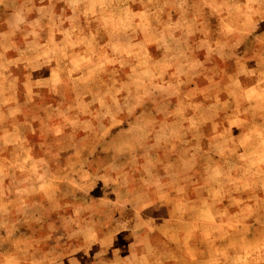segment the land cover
<instances>
[{"label": "rangeland", "instance_id": "374dc122", "mask_svg": "<svg viewBox=\"0 0 264 264\" xmlns=\"http://www.w3.org/2000/svg\"><path fill=\"white\" fill-rule=\"evenodd\" d=\"M0 264H264V0H0Z\"/></svg>", "mask_w": 264, "mask_h": 264}]
</instances>
